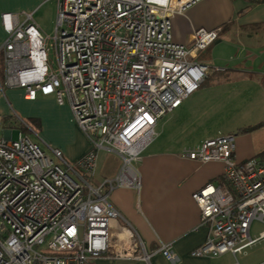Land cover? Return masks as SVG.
Returning <instances> with one entry per match:
<instances>
[{"label": "built area", "instance_id": "obj_1", "mask_svg": "<svg viewBox=\"0 0 264 264\" xmlns=\"http://www.w3.org/2000/svg\"><path fill=\"white\" fill-rule=\"evenodd\" d=\"M201 1L56 0L54 34L46 37L35 13L2 14L7 86L23 90L27 101L42 95L68 106L91 149L72 164L58 149L47 154L23 130L14 140L0 116V264H151L133 227L114 222L119 214L109 197L119 179L96 187L87 176H95L105 150L121 158L125 178L136 184L135 165L159 123L213 72H224L196 61L218 40L219 29L195 30L187 44L173 38L174 18ZM49 41L56 70L48 64ZM234 152L235 136L222 134L183 153L225 164L223 184L209 183L192 196L209 226L192 257L236 256L264 239V232L250 235L255 221L264 222V152L242 163ZM157 252L178 261L170 245Z\"/></svg>", "mask_w": 264, "mask_h": 264}, {"label": "crops", "instance_id": "obj_2", "mask_svg": "<svg viewBox=\"0 0 264 264\" xmlns=\"http://www.w3.org/2000/svg\"><path fill=\"white\" fill-rule=\"evenodd\" d=\"M44 1L0 0V50L7 40V33L2 26V14L35 13ZM201 28L219 29V38L208 49L199 53L196 61L211 66L217 65L215 67L223 68L224 72L211 74L196 92L206 87L207 91L215 89L223 82L228 84L231 80H235L238 74L250 73L257 75L253 79L254 83H251L254 85L252 88H255L260 96L264 95V0H202L184 14L174 18V41L178 44H187L190 34ZM223 45L231 47V55L225 54L224 50L221 52ZM0 55H3L2 51ZM231 73L234 77L230 76ZM192 95L179 109L159 123L157 129L162 125L161 132H157V139L143 152L137 164L142 180L141 190L137 192L131 189H118L111 195L110 201L122 215L121 222L126 220L139 235L145 250L148 253H156L151 264H170L157 252L166 245L172 246L180 256L181 262L178 264H240L234 262L237 255L233 254L203 259L190 256V253L201 246L209 235V228L201 225V211L192 196L209 183L223 184L225 164L221 162L203 164L183 156L186 150L200 147L203 141L208 139L207 135L203 137L202 143L196 144H187L182 139L191 135L193 138L200 136L198 131L203 127L199 124L201 122L192 121L194 116L201 114L203 119L207 114L208 118L214 111V114L220 116L218 112L228 105L227 103L221 107V103L216 99L217 96H207V103L198 106ZM4 96H23L29 104L39 103L57 110L61 108L53 97L39 95L43 98L27 101L25 92L21 89L9 88L6 79L5 82L0 81V106L4 105ZM211 98L214 100L212 101ZM69 112L70 109L67 114ZM0 116L3 117V111H0ZM54 118L60 121L55 114ZM69 119L71 126L67 125V128H64L70 138V144L61 151L68 162L76 163L90 151L91 142L70 116ZM39 126L42 127L41 123ZM44 140L47 141V138L45 137ZM235 144L234 158L238 163L261 156L264 152V143L253 146L251 140L245 136L235 137ZM48 148L56 149L51 146ZM121 165L122 160L118 155L103 150L98 154L95 176H87V178L92 185L98 187L106 179L115 177ZM254 223L250 231L251 237ZM262 232L264 230L255 238H259ZM246 258H243L242 262L251 264V262L246 263L249 259ZM96 264L147 263L135 260H98Z\"/></svg>", "mask_w": 264, "mask_h": 264}, {"label": "rangeland", "instance_id": "obj_3", "mask_svg": "<svg viewBox=\"0 0 264 264\" xmlns=\"http://www.w3.org/2000/svg\"><path fill=\"white\" fill-rule=\"evenodd\" d=\"M34 19L40 26L45 37L53 36L57 19L56 0H45L37 12H35ZM50 44H52L51 41L47 43L48 64L51 70H56V54L50 48ZM222 48L223 49H221V52L224 50L225 54L230 53L231 55V47H226V45H223ZM239 56H242V52L239 54ZM245 59H247V57ZM242 74L243 75L238 74V77H236L235 80H231L228 84L223 82L221 86L208 91L206 87L192 95L194 96V102L198 104V106H203L205 103H207V96H217L216 99L219 103H221V107L227 105V103L228 105L226 108L218 112L220 116L214 114L215 111L212 113L214 116L211 114V116H208V118L207 114L203 119L201 118V114H199L200 116H194L192 121L197 123L201 122L199 124L203 128L198 131L200 133L199 137L193 138L192 135L184 137L182 140L185 143H199L203 141L202 139L205 137V135H207V138L209 139L222 134H232L235 137L245 136L249 138L253 146L263 145L264 95L260 96L259 92H257L255 88H252L254 85H251V83H254L253 79L257 75L250 73ZM230 76L234 77L233 73H231ZM240 76L244 77L239 78ZM5 79V59L4 55H0V81L5 82ZM42 98L43 97L38 96V100ZM211 100L213 101L214 98H211ZM3 103L4 105L0 106V111H3V128L4 130L6 128H13L14 140H17L19 132L23 130V132L30 136L33 142L39 144L40 147L51 156L52 154L48 146L61 151L62 148L70 144V138L68 137V133L64 127L67 128V125L71 126L69 116L73 120L74 124L75 121L71 110L69 114H67L70 109L68 106L61 107L57 104L58 107H61L57 110L54 109V107H47L43 104L39 105V103L29 104L26 103L23 96H4ZM54 114L59 117L60 121L54 118ZM21 123H26L31 128V130H26V126L22 125ZM36 123L38 124L36 125ZM40 123L42 127L39 126ZM161 130L162 125H160L156 131L161 132ZM157 135L153 138L151 143L157 139ZM45 137L47 138V141L44 140ZM204 142L205 141H203V143ZM202 222L201 213V225L203 226ZM207 227L209 228L208 225ZM263 230L264 223L258 221L255 222L253 225L252 237L255 238L256 236H259V233ZM194 258L203 259L207 257L196 256ZM243 258H249L246 263L251 262V264H254L255 260H257L255 262L256 264H264V240H261L254 246L248 248L244 254L237 255V258L234 259V262L245 264L242 262Z\"/></svg>", "mask_w": 264, "mask_h": 264}, {"label": "bare ground", "instance_id": "obj_4", "mask_svg": "<svg viewBox=\"0 0 264 264\" xmlns=\"http://www.w3.org/2000/svg\"><path fill=\"white\" fill-rule=\"evenodd\" d=\"M235 146H236V144H235ZM190 160V159H189ZM193 161V160H192ZM198 162V161H197ZM201 163V162H200ZM138 164V163H137ZM137 164L135 165L136 166V168H137ZM204 164V163H203ZM138 170V168L137 169H134V171H135V174H136V172H139V170ZM124 171H125V166H121V168H120V170H119V172L116 174V176H115V178H118L119 179V181L116 183V186H115V188L113 189V191L110 193V197H111V195L114 193V191H116V190H118V189H131V190H135V191H137V192H139L140 190H141V186H142V180H141V176H140V179H138L137 181L138 182H136V184H133L132 182H133V180L132 179H130V180H128V179H126L125 178V173H124ZM139 175H140V172H139ZM110 197H109V201H110ZM110 203H111V201H110ZM111 206L113 207V205L111 204ZM114 208V207H113ZM117 212H118V214H119V217L116 219V221H114L116 224H126L127 223V221L126 220H124L123 222H121L122 221V219H123V217H122V215L119 213V211L116 209V208H114ZM117 228H118V226H117ZM126 233V234H125ZM123 235H122V239L123 238H125L126 236H128L129 235V233L126 231ZM174 251V250H173ZM194 251V250H193ZM175 252V251H174ZM150 254V256H151V258H150V262H152V258L154 257V256H156V253L154 252V253H149ZM175 254H176V257H177V259H178V261L175 263V264H178V263H180L181 262V258H180V256L175 252ZM190 256L192 257V253H190ZM169 262V261H168ZM170 263V262H169ZM170 264H172V263H170Z\"/></svg>", "mask_w": 264, "mask_h": 264}, {"label": "trees", "instance_id": "obj_5", "mask_svg": "<svg viewBox=\"0 0 264 264\" xmlns=\"http://www.w3.org/2000/svg\"><path fill=\"white\" fill-rule=\"evenodd\" d=\"M253 1H255V0H253ZM257 1H263V0H257ZM200 89V88H199ZM257 157H259V156H257Z\"/></svg>", "mask_w": 264, "mask_h": 264}]
</instances>
